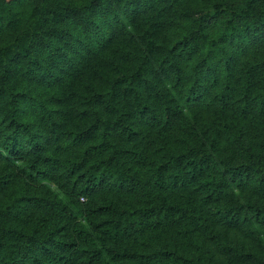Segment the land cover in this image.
<instances>
[{
	"label": "trees",
	"instance_id": "trees-1",
	"mask_svg": "<svg viewBox=\"0 0 264 264\" xmlns=\"http://www.w3.org/2000/svg\"><path fill=\"white\" fill-rule=\"evenodd\" d=\"M0 264H264V0H0Z\"/></svg>",
	"mask_w": 264,
	"mask_h": 264
}]
</instances>
